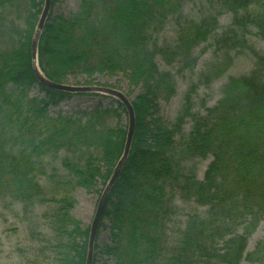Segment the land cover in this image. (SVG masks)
Masks as SVG:
<instances>
[{"label": "trees", "instance_id": "trees-1", "mask_svg": "<svg viewBox=\"0 0 264 264\" xmlns=\"http://www.w3.org/2000/svg\"><path fill=\"white\" fill-rule=\"evenodd\" d=\"M183 1L83 0L76 13L46 23L41 36L39 67L47 79L64 84L80 74L92 84L95 75L121 73L145 89L132 102L135 135L103 218L110 242L96 244L93 264L96 252L112 264H264V241L247 253L264 220V55L250 39L252 30L264 39V0H214L215 13L200 21L182 17ZM38 7L37 0H0V203L19 205L26 216L54 207L43 215L47 233L31 232L38 242L32 264H85L90 233L72 215L74 192L101 194L97 186L113 175L128 126L112 125L122 116L114 107L51 115L70 95L41 86L33 73ZM221 13L232 15L227 28ZM174 17L175 45H160ZM210 39L218 57L197 75L175 122L164 125L157 99L175 94L176 78L157 60L192 73L193 52ZM245 51L253 69L228 78L219 101L193 113L197 90H210L232 67V54ZM35 88L45 97L34 96ZM187 119L192 128L178 140ZM195 159L212 160L202 181L184 165ZM177 201L203 210L177 224Z\"/></svg>", "mask_w": 264, "mask_h": 264}, {"label": "rangeland", "instance_id": "rangeland-1", "mask_svg": "<svg viewBox=\"0 0 264 264\" xmlns=\"http://www.w3.org/2000/svg\"><path fill=\"white\" fill-rule=\"evenodd\" d=\"M83 0H52L51 11L47 20V24L55 21L58 18H67L73 13L79 10V6ZM214 0H184L182 3V17L188 21H200L202 17L215 13V11L209 8V3ZM39 7L36 10V26L39 18L42 14L45 0H37ZM218 11V10H217ZM222 14V13H221ZM220 14V15H221ZM24 17V16H23ZM14 19L18 21V25L22 26V19L14 15ZM177 17L168 20L164 26L162 32L158 36V42L160 45L174 46L177 39ZM232 15L224 13L219 17V24L222 28H227L231 25ZM36 30V28H35ZM257 31L252 30L250 39L254 48L264 55V39L256 36ZM34 35V34H33ZM33 38V37H32ZM234 55V62L228 73L219 80H216L211 89H205L200 87L192 97L193 113L204 114V107H213L221 98L220 88L226 83L230 77H241L247 75L254 66V59L248 51L242 54ZM193 56L197 58V63L194 71L191 73L185 71L184 73H178L180 69L176 64L167 66L162 60L158 59L157 64L159 70L162 72H171L175 76L176 92L167 101L162 96L157 99L158 116L164 125L170 126L175 122L180 112L183 109L184 97L197 80V75L206 68L207 64L213 62L218 57V52L213 44V40H208L206 43L200 45L193 52ZM88 78L85 75L76 74L69 78L64 83L69 86H97L113 88L121 91L127 98L134 102L145 94V89L139 85L135 86L129 82V79L124 74H102L95 75L93 83L88 84ZM34 96L45 97V93L41 92L39 88H35L33 91ZM70 97H66L58 107H52L50 109L52 116L67 115L72 116L81 111H92L99 107L109 108L114 107L118 109L119 113H122L121 119H114L112 121L113 126H128L127 115L123 113L122 109H119L115 100L108 97L92 94H69ZM192 122L187 119L185 125L182 128L180 137H186L191 128ZM211 159H195L188 162L185 165L186 170L194 168L196 177L202 181L204 179L205 172L211 163ZM60 166V164H59ZM99 191H103V186L99 184L97 186ZM102 193V192H101ZM74 197L77 201L76 207L72 211V215L83 224L84 229L91 227L101 194L90 193L86 190L78 188L74 192ZM177 207L180 209L181 215L176 219L177 224H182L186 220L187 215L201 212L203 209L198 208L194 203H182L177 201ZM54 207L45 206L37 208L35 213L31 215H25L19 205L6 206L0 203V264H32L33 255L38 247L36 238L31 235V232L36 234H46L47 227L43 218V215ZM39 236V235H38ZM110 240V227L109 221L105 219L102 222L100 231L98 233L96 244L103 248L108 245ZM264 241V220L259 224L256 232L251 236L248 242L247 253H252L260 242ZM96 261L94 264H112V260L105 256L100 257V254L96 252ZM99 255V256H98ZM242 264H251L245 260Z\"/></svg>", "mask_w": 264, "mask_h": 264}, {"label": "water", "instance_id": "water-1", "mask_svg": "<svg viewBox=\"0 0 264 264\" xmlns=\"http://www.w3.org/2000/svg\"><path fill=\"white\" fill-rule=\"evenodd\" d=\"M51 7H52V0H45L42 14L39 18L35 33L31 41L32 69H33V73L38 83L41 86L49 90L66 93V94H92V95H100V96L109 97L111 99L119 101L125 108L127 116H128V132H127V138L125 142L123 155L121 159L119 160L111 179L107 183L101 195V198L99 200V203H98V206H97V209H96V212H95V215H94L91 227H90V235H89V240H88L87 257H86L85 264H93L95 243H96L97 235L99 232V227L104 217L110 195L130 155L132 142H133V138H134L135 130H136V118H135V112L131 104V101L121 91H118L112 88H106V87H97V86L77 87V86H69L65 84H58L56 82H53L47 79L45 75L41 72L40 67H39V43L41 40L42 33L44 31L46 22L48 20Z\"/></svg>", "mask_w": 264, "mask_h": 264}, {"label": "bare ground", "instance_id": "bare-ground-1", "mask_svg": "<svg viewBox=\"0 0 264 264\" xmlns=\"http://www.w3.org/2000/svg\"><path fill=\"white\" fill-rule=\"evenodd\" d=\"M122 157V156H121Z\"/></svg>", "mask_w": 264, "mask_h": 264}]
</instances>
